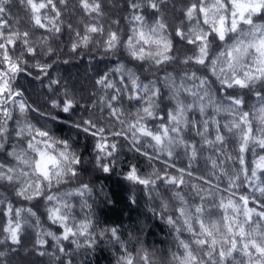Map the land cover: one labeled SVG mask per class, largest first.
<instances>
[{
    "label": "snow or ice",
    "instance_id": "snow-or-ice-1",
    "mask_svg": "<svg viewBox=\"0 0 264 264\" xmlns=\"http://www.w3.org/2000/svg\"><path fill=\"white\" fill-rule=\"evenodd\" d=\"M61 5L67 9L68 0H0V244L8 245L0 257L20 249L32 229L33 249L54 264H74L64 242L91 250L100 239L115 246L116 264H264V0H185L179 7L176 0H124L112 7L127 14L107 28L100 22L105 0H77L93 21L81 28L64 22ZM13 7L27 20L13 16ZM25 24L31 27L21 30ZM33 30L46 35L33 41ZM65 33L71 57L85 58L96 44L101 61L123 48L128 62L116 59L95 73L93 91L78 96L52 75L58 63L71 62L52 47ZM21 76L46 89L47 111L16 87ZM32 113L90 137L94 168L103 174L116 171L122 142L144 157L150 172L129 162L120 175L159 199L152 212L175 233L176 251L161 259L139 240L130 248L119 227L98 228L88 202L94 187L79 182L83 156L33 124ZM70 183L76 186L59 190ZM74 197L88 210L79 220ZM41 202L58 232L43 227L34 210Z\"/></svg>",
    "mask_w": 264,
    "mask_h": 264
},
{
    "label": "trees",
    "instance_id": "trees-1",
    "mask_svg": "<svg viewBox=\"0 0 264 264\" xmlns=\"http://www.w3.org/2000/svg\"><path fill=\"white\" fill-rule=\"evenodd\" d=\"M123 2L124 0H105L104 16L100 22L106 28L111 25L112 20L117 18V15L127 14L119 8L112 7L114 3L122 5ZM184 2L185 0H176L177 7ZM13 3H15V0H13ZM76 4L77 0H68L67 9H64L62 5L59 6L63 12L62 19L64 22L71 23L74 28H81L84 23L93 22L92 17L81 12L76 7ZM165 11L171 23L176 14L172 12L171 6ZM11 12L13 16H17L18 13L17 18L22 17L25 21L27 20L19 8L13 7ZM47 14L52 15V13ZM149 23H151V20H149ZM26 27L31 26L25 24L21 30H24ZM121 28L122 30L126 28V22H121ZM42 35H46V33L42 30H33L31 38L33 41H36ZM52 47L58 53L60 50L64 51V55L60 57L61 60L67 59L71 61L67 64L58 63L52 71L53 77L57 75L62 76L65 82L70 86H74L78 96L93 91L92 78L95 73L111 65L116 59H120L126 63L128 62L127 54L123 48H119L114 54H111V59L104 58L101 61L103 52L98 49L96 44H93L89 49L85 50L89 54L85 58L79 59L71 57L67 54L68 48H70L67 33L60 37V42H52ZM179 54L181 57L191 55L192 50H181ZM92 56L96 58L92 59ZM128 66L139 67V65L132 63H129ZM144 66L146 67L147 65L145 64ZM171 70L170 68L169 71ZM143 75L149 79L151 78L149 73H143ZM45 84H47V81H45ZM16 87L24 92L29 103H34L42 111L48 110L47 104L44 103L47 92L39 81H35L27 76H21L16 81ZM186 102H190V98ZM126 108L131 109V106L126 105ZM28 119L33 124H36V126L43 125L51 129L56 137L68 139L73 149L83 156L86 163L81 170L82 175L79 182L90 183L94 187V192L88 202L92 204V213L98 223V228L105 226L119 227L122 238L128 242L130 248L138 246L137 240H139V242L143 243L149 249H154L161 259H166L170 251H176L175 233L162 219L152 212V208L158 207L159 199H148L140 187L123 180L122 175H120L122 169H126L129 162L137 164L142 172H150L151 168L144 157L130 151L128 145L122 142L119 156L120 164L117 166L116 171L111 175L103 174L94 168V163L92 162L93 140L90 137L85 136L82 132H77L76 129L71 128L67 123L44 120L34 113L29 114ZM2 156L3 154L0 153V158ZM200 166L201 168L204 167L203 161H201ZM75 186L76 184L70 183L60 186L59 190L63 192ZM2 191L0 189V192ZM162 195L167 198L170 196V193L162 192ZM71 202L74 205L73 214L76 216V219H82L84 213L88 210L84 209L81 211L79 198L74 197ZM34 210L41 216L43 227L49 228L52 231H59L58 228L46 222L45 206L42 202ZM218 216L219 213L214 218H218ZM182 238L187 239L188 234L185 233ZM34 239L35 234L33 230L27 229L25 238L22 240V247L15 253L9 252L6 256L0 257V264H54L52 256L39 255L33 249ZM49 241L51 245L50 238ZM64 243L67 247L73 249L74 264H116L117 250L106 239L98 240L94 249L91 250L81 248L77 251L74 249V246L68 245V242ZM7 249V244H0V251L7 252ZM41 250H46L51 253L54 249L51 246H46V249Z\"/></svg>",
    "mask_w": 264,
    "mask_h": 264
},
{
    "label": "bare ground",
    "instance_id": "bare-ground-1",
    "mask_svg": "<svg viewBox=\"0 0 264 264\" xmlns=\"http://www.w3.org/2000/svg\"><path fill=\"white\" fill-rule=\"evenodd\" d=\"M140 162V161H139Z\"/></svg>",
    "mask_w": 264,
    "mask_h": 264
}]
</instances>
